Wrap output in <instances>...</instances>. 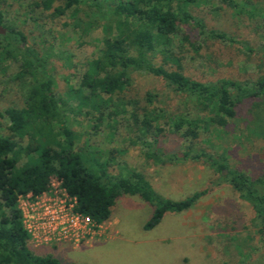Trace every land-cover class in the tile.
Listing matches in <instances>:
<instances>
[{"label": "rangeland", "instance_id": "obj_1", "mask_svg": "<svg viewBox=\"0 0 264 264\" xmlns=\"http://www.w3.org/2000/svg\"><path fill=\"white\" fill-rule=\"evenodd\" d=\"M33 1L0 0V10L5 25L20 31L27 46L50 61L54 93L73 109L67 114V125L77 135L75 151L107 163L108 174L114 178L132 170L142 174L162 200L181 201L200 191L205 195L188 211L166 213L150 231L143 226L153 207L137 196L123 195L110 219L85 240L40 247L29 242L30 246L71 264H264L259 233L262 219L254 205L204 159L173 158L205 153L229 170L264 180V96L243 101L225 127L208 126L195 140L185 136L186 128L175 132L171 127V119L177 115L199 116L193 101L150 74L133 73L130 87L113 97L101 121L99 113L89 108L77 113L78 101L68 93L78 88L87 63L98 56L102 40L111 34L106 26L113 19L109 10L116 0H98L104 6L100 10L85 2L58 18L51 17L52 10L33 9ZM246 5L253 15L249 18L222 10L218 0L210 7L192 9L208 28L227 33L245 48L207 42L196 54L188 44H181L179 35L172 41L170 55L179 59L184 75L208 83L227 77L250 79L264 69V0ZM1 34L6 35L7 30ZM153 62L165 63L158 55ZM19 65L18 61L0 63L1 114L8 107L23 106L25 88L12 80ZM166 66L175 68L172 61ZM112 111L118 113L109 117ZM145 121L150 122L148 130ZM0 125L4 128L7 120L0 117ZM0 133L6 132L1 129ZM20 144L25 146L27 140ZM44 194L60 196L56 178L50 180ZM35 201L23 197L20 207L30 211Z\"/></svg>", "mask_w": 264, "mask_h": 264}, {"label": "trees", "instance_id": "obj_2", "mask_svg": "<svg viewBox=\"0 0 264 264\" xmlns=\"http://www.w3.org/2000/svg\"><path fill=\"white\" fill-rule=\"evenodd\" d=\"M85 2L98 10L104 8L98 0H36L31 6L44 12L52 10L51 17L58 18ZM212 2L116 0L109 10L113 19L106 26L111 34L102 40L98 56L87 63L78 88L68 93L78 101L77 113L89 108L99 113L101 121L113 97L130 87L133 73L150 74L162 79L168 89L193 101L199 116L177 115L171 119V127L175 132L186 128L185 136L195 140L199 131L208 126L225 127L243 101L264 96V69L250 79L227 77L204 83L184 75L179 59L170 55L172 41L179 35L181 44H188L196 54L207 42H226L245 48L227 33L208 28L203 19L192 13L194 7H210ZM218 2L222 10L235 16H253L246 11V4L252 0ZM0 29L7 30L6 35L0 33V63L18 61L19 71L12 80L25 88L23 106L8 107L0 113L7 120L4 128L0 125V130L6 132L0 133V264H71L33 249L22 222L20 198L40 196L52 178L76 199L75 211L89 217L96 226L110 219L117 199L123 195L137 196L153 207L143 226L145 231L155 228L166 213L188 211L205 195V191H200L181 201L162 200L142 174L132 170L114 178L108 174L107 163L75 151L77 135L67 125V114L73 109L54 93L56 84L50 61L28 47L20 31L5 25L1 10ZM156 55L164 59V65L154 64ZM169 61L175 68L166 66ZM147 100L151 101L150 94ZM117 113L112 111L108 116ZM202 114H206L205 119L201 118ZM144 124L148 130L150 122ZM24 140L27 144L22 146L20 142ZM23 158L26 160L22 161ZM173 158L204 159L242 198L251 202L262 219L259 233L264 246V180H252L240 171L229 170L205 153H184L181 158ZM223 171L228 175L224 176Z\"/></svg>", "mask_w": 264, "mask_h": 264}, {"label": "built area", "instance_id": "obj_3", "mask_svg": "<svg viewBox=\"0 0 264 264\" xmlns=\"http://www.w3.org/2000/svg\"><path fill=\"white\" fill-rule=\"evenodd\" d=\"M60 191V196H47L45 192L37 197L27 195L36 199L30 211L21 208L19 200L24 229L29 242L35 247L52 243H79L94 235L95 229L100 227L89 217L76 212V199L61 188Z\"/></svg>", "mask_w": 264, "mask_h": 264}, {"label": "water", "instance_id": "obj_4", "mask_svg": "<svg viewBox=\"0 0 264 264\" xmlns=\"http://www.w3.org/2000/svg\"><path fill=\"white\" fill-rule=\"evenodd\" d=\"M0 33H2V30L0 29Z\"/></svg>", "mask_w": 264, "mask_h": 264}]
</instances>
